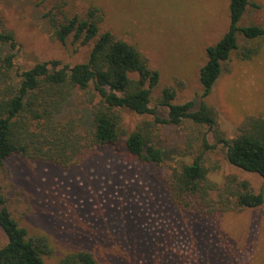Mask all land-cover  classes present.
<instances>
[{
  "label": "rangeland",
  "instance_id": "374dc122",
  "mask_svg": "<svg viewBox=\"0 0 264 264\" xmlns=\"http://www.w3.org/2000/svg\"><path fill=\"white\" fill-rule=\"evenodd\" d=\"M242 26L264 28V0H250ZM66 14H85L92 6L105 15L102 32L136 46L159 72L152 90L155 115L125 112L119 143L64 168L55 163L14 156L0 167V196L29 238L45 237L52 253L48 264H61L73 252L87 251L99 264H264V206L198 217L173 200L167 179L172 167L192 162L204 135L216 144L218 135L232 139L243 120L264 116V40L253 60L236 54L224 64L222 76L204 100L217 112V127L185 121L177 126L157 124L158 144L165 153L161 167L141 163L126 148L128 135L144 122L167 118L161 104L165 89L176 93L174 104L194 101L204 92L200 70L208 48L217 44L230 25L229 0H66ZM53 1L0 0V29L13 32L17 46L2 47L15 55V68L59 61L73 67L88 61L93 43L83 45L69 37L58 40L45 15ZM62 19L59 8L52 13ZM77 93L63 113L69 118L79 108L84 126L91 106L79 103ZM193 144V146H191ZM217 145V144H216ZM189 146L191 148L189 149ZM187 149L194 153L186 155ZM211 179L223 188L232 176L248 180L264 194V178L232 166L226 148L217 145L207 156ZM214 197L218 191L213 192ZM8 243L0 226V248Z\"/></svg>",
  "mask_w": 264,
  "mask_h": 264
},
{
  "label": "trees",
  "instance_id": "16d2710c",
  "mask_svg": "<svg viewBox=\"0 0 264 264\" xmlns=\"http://www.w3.org/2000/svg\"><path fill=\"white\" fill-rule=\"evenodd\" d=\"M49 1L54 5L45 19L51 23L58 40L66 42L73 37L83 45L93 43V48L87 62L73 67L52 61L19 71L15 68V55H4L2 51L7 44L17 46L15 34L0 29V167L14 156L72 167L96 150L119 143L124 135L125 112L156 114L151 101L159 72L136 46L110 31L102 32L103 10L92 6L85 14L69 15L62 10L66 0ZM229 1V29L217 44L208 48V59L200 70L203 101L198 108L194 101L174 104L175 91L165 89L161 104L169 109L168 117H156L155 123L144 122L126 139L128 152L141 163L159 167L165 164L157 124L179 126L191 121L198 126L217 127V112L204 100L222 76L224 64L233 54L242 60H253L261 53L264 28L241 25L251 1ZM56 8L62 14L59 21L51 18ZM77 93L80 104L91 106L88 127L84 126L79 108H74L69 118L62 117L68 101ZM216 144L226 148L232 166L264 178V116L245 118L239 134L232 139L221 132ZM216 144H211L204 135L193 161L172 167L167 188L174 202L186 213L202 218L261 209L264 194L256 192L248 180L232 176L223 188L212 181L207 156L217 148ZM189 149L186 155L194 153ZM0 226L8 239L0 248V264H48L44 257L52 253L50 241L45 237L29 238L13 218L3 196H0ZM61 264L99 262L91 253L78 251L66 255Z\"/></svg>",
  "mask_w": 264,
  "mask_h": 264
}]
</instances>
